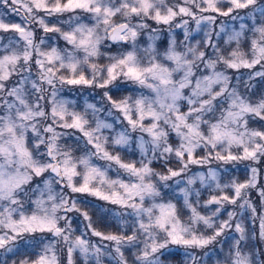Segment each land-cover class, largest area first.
I'll use <instances>...</instances> for the list:
<instances>
[{
	"label": "snow or ice",
	"instance_id": "1",
	"mask_svg": "<svg viewBox=\"0 0 264 264\" xmlns=\"http://www.w3.org/2000/svg\"><path fill=\"white\" fill-rule=\"evenodd\" d=\"M262 166L264 0H0V264H264Z\"/></svg>",
	"mask_w": 264,
	"mask_h": 264
},
{
	"label": "trees",
	"instance_id": "2",
	"mask_svg": "<svg viewBox=\"0 0 264 264\" xmlns=\"http://www.w3.org/2000/svg\"><path fill=\"white\" fill-rule=\"evenodd\" d=\"M262 168H264V166H262ZM260 179H261V180H264V176H262ZM253 196L256 197V202L258 203V194L253 193ZM176 259L180 260V259H179V255L176 257Z\"/></svg>",
	"mask_w": 264,
	"mask_h": 264
},
{
	"label": "rangeland",
	"instance_id": "3",
	"mask_svg": "<svg viewBox=\"0 0 264 264\" xmlns=\"http://www.w3.org/2000/svg\"><path fill=\"white\" fill-rule=\"evenodd\" d=\"M15 19H19V17H15ZM193 167H196V166H193ZM243 175V172H241V176ZM95 239V238H94ZM179 261H180V264H183V256L182 255H179Z\"/></svg>",
	"mask_w": 264,
	"mask_h": 264
}]
</instances>
